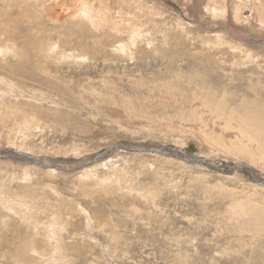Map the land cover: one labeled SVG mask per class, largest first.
<instances>
[{"label":"rangeland","instance_id":"374dc122","mask_svg":"<svg viewBox=\"0 0 264 264\" xmlns=\"http://www.w3.org/2000/svg\"><path fill=\"white\" fill-rule=\"evenodd\" d=\"M214 1L0 0V264H264V143L203 103L264 114V0Z\"/></svg>","mask_w":264,"mask_h":264},{"label":"bare ground","instance_id":"6f19581e","mask_svg":"<svg viewBox=\"0 0 264 264\" xmlns=\"http://www.w3.org/2000/svg\"><path fill=\"white\" fill-rule=\"evenodd\" d=\"M210 1H213V0H210ZM216 1V0H215ZM214 1V2H215ZM237 3L234 5V16L237 18V19H240L239 17H242V8H243V5L245 4V1H242V0H236ZM235 1V2H236ZM218 2V1H217ZM225 2V1H224ZM254 3V4H259L261 3L259 0H246V4L248 6V3ZM219 3V2H218ZM85 4V3H84ZM224 4V3H223ZM215 5L217 4H211L209 10H211L212 13H223L226 9V5H225V10H224V6L222 7V9L216 7ZM230 5V4H229ZM263 5V4H262ZM80 6V5H79ZM87 6V5H86ZM246 6V7H247ZM261 6V5H260ZM71 7V6H69ZM221 7V6H220ZM255 7V6H253ZM264 7V5H263ZM73 8V7H72ZM88 8V7H87ZM256 8V7H255ZM91 9V8H89ZM88 9V10H89ZM93 9V8H92ZM249 9V8H248ZM224 10V11H223ZM253 10V9H252ZM227 12V11H226ZM260 12V11H259ZM74 13V12H73ZM262 13V11H261ZM258 14V13H257ZM239 16V17H238ZM1 17H4V12H0V18ZM264 18V17H263ZM243 19V18H242ZM241 19V20H242ZM57 20V18H56ZM246 20V19H245ZM262 20V19H261ZM259 19V21L261 22V24H264V21H261ZM181 22V21H180ZM2 23V22H0ZM247 23V22H246ZM16 28V27H15ZM2 31H4V33L6 32L8 35L9 33L12 34L14 32V28L11 27V25H7V24H3V26L1 27ZM33 30V29H32ZM5 33V34H6ZM32 33V32H31ZM34 34V32H33ZM39 35V33H38ZM2 36V34H1ZM48 36V35H47ZM8 37V36H7ZM4 38V37H3ZM7 40H9V38H7ZM11 40V39H10ZM9 40V42H10ZM12 41V40H11ZM50 41L48 42V38H45L43 36H40L39 38H30L29 40H25L24 42L20 43V45H16L15 43V51H14V55L17 57L18 61L23 64L24 66L26 65L27 68H30V65L31 64H34V67L31 69V71H35L33 70L34 68L37 69V70H41V68L36 64V61L41 58V56H44L45 53H47V49H51L52 48H48L49 46H51L50 44ZM10 45V44H9ZM12 45L13 42H12ZM124 48L125 45H122ZM1 47V45H0ZM57 47V46H56ZM120 47V46H119ZM3 48L4 50V47H1ZM6 48V46H5ZM117 48V47H116ZM2 50V49H1ZM9 50V49H8ZM1 52V51H0ZM50 52V51H49ZM5 54V52H3ZM2 53V54H3ZM10 53V52H9ZM13 53V52H12ZM11 53V54H12ZM53 55V54H52ZM4 56V55H3ZM0 57H1V54H0ZM43 58V57H42ZM44 59V58H43ZM23 65H17V67L15 69L17 70H21V68L23 67ZM6 66V65H5ZM10 70V69H9ZM43 72V71H42ZM44 74V73H42ZM2 77V76H1ZM0 77V78H1ZM4 77V76H3ZM4 81V79H3ZM12 83H13V80H11ZM21 82V81H19ZM49 86H52L53 82L52 81H47ZM4 83V82H3ZM6 85V84H5ZM34 95V94H33ZM206 101H212V100H203V103L206 105V108L210 111L211 113H216L217 115H223V114H226L228 116H231L233 118L237 117L239 118V120L241 121V128L242 129H247V131L249 130L254 136H256L257 139H259V141H261L262 143H264V114H262L261 112H256V111H253V110H250L247 106L243 105V109H242V113H239V112H230V113H227L224 111V104H219V105H216V106H212L211 104L209 103H206ZM247 107V108H245ZM205 107H201V109H204ZM231 109V108H229ZM205 111V110H203ZM259 111V109H258ZM208 113V112H207ZM226 118V116L224 117ZM209 120V119H208ZM28 120H24V122H27ZM224 121V120H223ZM223 121H221L222 123H224ZM232 122V121H231ZM28 124V123H27ZM26 124V125H27ZM29 125V124H28ZM211 125V124H210ZM222 125V124H221ZM216 126V125H215ZM235 126V125H234ZM21 138V137H20ZM11 143L12 145L14 144L13 142H9ZM139 145V144H138ZM253 145V144H252ZM137 149V148H136ZM18 152V153H22L24 155H28L27 152H24V151H18V150H15V152ZM261 151V150H260ZM261 153V152H259ZM21 154V155H22ZM178 154V153H177ZM101 155V154H100ZM99 155V157H100ZM30 157H32L33 159H35L37 162H40L38 156H36L35 154L31 155L30 154ZM243 162V161H242ZM41 163V162H40ZM245 163V162H244ZM94 166V165H93ZM245 166V165H244ZM239 168V167H238ZM248 169V168H247ZM153 204V202H152ZM89 219V218H88ZM91 222V221H90ZM89 226V224H88ZM90 229V227H89ZM56 236V232L53 230L52 231V237H55ZM94 236V235H93ZM57 239V237H56ZM93 239V238H92ZM94 239H95V236H94ZM93 239V240H94ZM96 241V240H95ZM58 257V256H57ZM51 259V258H50Z\"/></svg>","mask_w":264,"mask_h":264},{"label":"water","instance_id":"95a60500","mask_svg":"<svg viewBox=\"0 0 264 264\" xmlns=\"http://www.w3.org/2000/svg\"><path fill=\"white\" fill-rule=\"evenodd\" d=\"M121 145H123V144H121ZM124 145H125V147H126L127 149L136 150V149H135V146H134L133 144L124 143ZM136 147H139V146L137 145ZM250 172H251V171H250ZM251 174H253V173L251 172Z\"/></svg>","mask_w":264,"mask_h":264}]
</instances>
